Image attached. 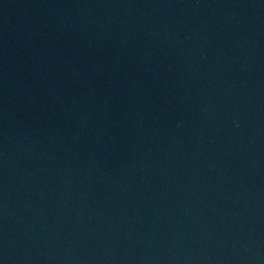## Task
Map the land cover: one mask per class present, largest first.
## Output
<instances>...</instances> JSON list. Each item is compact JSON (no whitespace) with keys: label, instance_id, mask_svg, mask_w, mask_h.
Returning <instances> with one entry per match:
<instances>
[{"label":"water","instance_id":"1","mask_svg":"<svg viewBox=\"0 0 264 264\" xmlns=\"http://www.w3.org/2000/svg\"><path fill=\"white\" fill-rule=\"evenodd\" d=\"M0 264H264V0H0Z\"/></svg>","mask_w":264,"mask_h":264}]
</instances>
